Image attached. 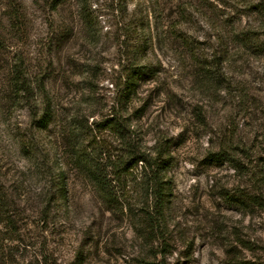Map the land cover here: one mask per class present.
I'll use <instances>...</instances> for the list:
<instances>
[{"label":"rangeland","instance_id":"rangeland-1","mask_svg":"<svg viewBox=\"0 0 264 264\" xmlns=\"http://www.w3.org/2000/svg\"><path fill=\"white\" fill-rule=\"evenodd\" d=\"M54 4L0 0V196L11 217L0 218V264H264L259 0ZM20 56L51 103L42 135L29 107L11 101ZM107 120L123 139L97 129ZM226 136L235 165L212 158ZM28 143L63 189L51 188ZM130 143L163 163L161 204L104 168ZM79 149L90 166L101 156L111 201Z\"/></svg>","mask_w":264,"mask_h":264},{"label":"trees","instance_id":"trees-1","mask_svg":"<svg viewBox=\"0 0 264 264\" xmlns=\"http://www.w3.org/2000/svg\"><path fill=\"white\" fill-rule=\"evenodd\" d=\"M65 1L66 0H53V3H55L54 5H56L57 8ZM258 5L260 7L259 11L264 18V0H259ZM19 13L20 11L17 10L14 14H11L10 21H12L13 25L15 24L16 19L18 20ZM12 17L15 19L14 21L12 20ZM3 45L4 44L0 42V48ZM137 75H140V72H135V76ZM10 85L12 103L16 105L20 104L28 106L32 113L33 130L38 135L46 133L53 123L54 118L51 103L46 92V87L42 81H32L25 68L23 57L21 56L13 59ZM97 129L114 132L120 136L121 139H123V128L114 120H107L102 126H97ZM74 137L76 136L74 135ZM94 143L96 146H99L100 144L98 142ZM234 145V138H227L226 136L220 145L219 152L213 154L212 158L235 165L238 163V160L237 154L233 151L235 149ZM24 148L27 150L25 153L28 155L33 157L38 156L41 159V165L42 167H45H43L42 170L44 174L50 178L51 188H58V190L63 189L65 183L64 179H62V175L54 173L55 170L51 167L49 158L47 159V156L45 157L41 154L38 144H24ZM96 148L99 149V147ZM100 151L101 156H103V154H105V149L103 150L101 147ZM117 153L118 154L116 156L115 152L108 155L110 164L106 165L104 168L111 169L115 173V176L117 175L119 179L121 177V179L124 178L128 181L129 177H131L132 184L130 187L133 188L132 192H143L145 196L148 194V197H153L155 202L161 204L164 196L163 182L160 177L163 169V163L160 162L161 160L152 157V155H149L147 152H144L137 144L131 143L128 144L127 149H122ZM75 154L79 160L78 162L82 164L88 172L93 173L94 178L97 180L98 191L101 195L105 199L110 200L113 194L109 190L110 186L106 184L105 174H101V172L105 171V169L100 170L101 164H99V161L101 156L97 159L96 165L90 166L92 163L96 162H88L89 160H87L86 154L82 149H79L75 152ZM113 159L114 162H112ZM86 164L88 165L84 166ZM127 185L128 184H126V186ZM131 188L129 190H131ZM127 195H130V192H128ZM50 203L51 200H48L47 204L49 205ZM5 204L4 199L0 196V218L8 224L11 223V217L9 216V212L5 211Z\"/></svg>","mask_w":264,"mask_h":264}]
</instances>
